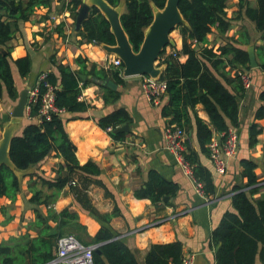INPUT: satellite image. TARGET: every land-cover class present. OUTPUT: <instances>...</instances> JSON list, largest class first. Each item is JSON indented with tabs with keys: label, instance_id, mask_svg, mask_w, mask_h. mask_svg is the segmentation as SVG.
Returning a JSON list of instances; mask_svg holds the SVG:
<instances>
[{
	"label": "crops",
	"instance_id": "crops-1",
	"mask_svg": "<svg viewBox=\"0 0 264 264\" xmlns=\"http://www.w3.org/2000/svg\"><path fill=\"white\" fill-rule=\"evenodd\" d=\"M70 1L72 0H55L51 9L37 8L28 20L18 22V29L7 46L0 47L7 52L10 50L13 59L29 56L32 62L31 71L24 77L15 65L12 66L19 96L17 100H13L7 92L4 93L0 99L4 100V104H0V124L5 127L3 115L12 116L21 93L28 91L36 83L40 73L47 71L60 76L59 65L71 67L80 77V95L89 107L84 112L66 113L68 120L65 127L76 146L78 161L81 164L93 161L101 168V173L93 177L100 180L104 187L96 184L93 177L88 178L80 173H73L72 181L63 188L49 185L48 181L68 176L64 159L52 152L40 163L25 170L21 189L15 200L6 197L0 199V243L26 233L37 235L38 229L34 222L37 219L35 209H38V204L30 199L33 194L39 193V200L43 201L39 209L43 214L49 209L57 212L56 219H51L49 223L54 227L66 223L64 234H74L84 244L93 243L100 228L107 226L114 234L120 233L123 242L135 253L139 264H146V255L153 243L176 240L183 244L184 257L194 256L195 264H218L219 246L212 244L211 234L220 224L224 213L234 209L232 196L236 187L247 183V178L242 176V160L255 161L258 164L255 172L264 181V118H256V111L262 105L260 93L264 90V69L260 66H232L226 60L225 69L217 72L225 86L239 97V124L230 127H236L239 132L240 148L237 156L230 160L225 174H219L209 155L201 153L194 112L191 111L193 120L191 128L186 130L187 145L200 152L202 163L213 175L216 194L208 198L199 194L194 178L178 157L164 148V130L168 119L162 115V107L169 103L167 92L154 104L142 86L143 76H126L124 66L121 82L116 81L110 73L106 78L94 76L91 72L94 66L97 70L111 72L116 68L112 61L120 57L104 48L107 43L87 41L79 33L82 28H76L77 18H74L65 5ZM85 1L82 0L83 3ZM248 1L252 6L257 5V0ZM238 2L239 0H229L226 8L228 17L233 18L231 29L225 34L215 30L209 37V45L218 47L232 42L246 50L253 45L259 64L261 59L256 47L264 46L263 32L258 31L255 23L244 14L238 15ZM114 7L122 15L126 12V0H121ZM61 23L62 26L58 28ZM178 30L177 36H171L175 45H169L158 61L157 66L163 70L166 65L162 61L174 53V48H183V37L180 29ZM79 57L82 62H79ZM187 58L185 54L179 57L181 62H185ZM82 66H86V69L82 70ZM223 71L224 74L221 73ZM239 71L251 75L250 88L242 90L243 82ZM114 94L117 95L116 98H113ZM105 96L109 98L108 102L104 100ZM120 109H124L130 116V121L122 124L128 125L129 129L120 132L124 135L116 140L98 125L97 120ZM195 111L212 126L202 103L196 105ZM31 121L40 123L38 120ZM29 122L24 118L15 135L21 134ZM253 123H257L263 131L258 137V143L251 147L249 138ZM215 137L223 139V134L217 133ZM151 170H157L166 179L178 184L179 190L169 202L153 204L149 198L136 196V190L145 185ZM106 189L112 193L113 198L106 195ZM262 194L264 186L250 197L257 199ZM115 203L121 214L113 217L110 224L93 212L111 213ZM64 210L74 216L59 215ZM71 223L74 228L67 229ZM255 264H262L259 258Z\"/></svg>",
	"mask_w": 264,
	"mask_h": 264
},
{
	"label": "trees",
	"instance_id": "trees-1",
	"mask_svg": "<svg viewBox=\"0 0 264 264\" xmlns=\"http://www.w3.org/2000/svg\"><path fill=\"white\" fill-rule=\"evenodd\" d=\"M54 1L0 0V47L7 46L12 40L20 20H28L37 8L51 9ZM107 1L112 6H117L121 0ZM228 1H180L179 8L188 22V24L177 27L183 37V48L182 50L174 48V53L162 61L166 67L160 75L161 80L167 81L169 96V103L162 107V115L168 119V125L176 124L187 130L192 126L191 111H193L200 151L208 155L210 154L209 144L215 139L216 134H224L230 125L238 126L239 124V97L225 86L217 72L225 69L226 60L232 66L251 68L246 49L237 47L232 42L218 47L209 45L211 42L209 37L215 30L220 34H225L231 29L233 18L227 15ZM166 2L167 0H126V12L121 15V21L135 52L140 50L146 30L153 22L154 6L162 9ZM65 5L71 10L74 18H77L78 9L81 8L83 2L72 0ZM238 5V15L244 14L252 20L257 30L263 32L262 37H264V0H257L256 6H252L248 0H239ZM61 26L62 23L58 28ZM81 28L79 33L87 41L115 44L110 22L97 6L91 8L89 16L82 21ZM256 48L261 59L259 66L264 69V46ZM181 54L188 56L185 62L180 61ZM81 59V57L78 58L79 62H82ZM13 65L24 77L31 71L32 62L29 56L13 59L10 50L7 52L0 48V99L3 98L5 92L13 100L18 99L19 93L12 71ZM123 66L122 63L121 66L113 68L111 72L105 69L97 70L94 66L91 72L99 78H106L110 73L116 81L121 82ZM58 69L60 76L49 73L50 81L59 85L56 91L58 106L64 107L66 113L86 111L89 105L79 99L81 94L79 75L64 64L59 65ZM84 69L86 66H82V70ZM221 73L224 74V71ZM242 90H246L244 85H242ZM116 96L114 94L113 98ZM260 99L262 105L256 111L258 119L264 118V90L260 93ZM104 100L108 102L109 98L105 96ZM198 103L204 105L212 126L197 115L195 108ZM36 112L35 109L33 114L35 115ZM66 113L53 115L51 120H44L41 123L30 121L21 134L12 138L10 144V157L20 170H26L40 163L52 152L62 157L68 176H59L55 178V181H48L49 185L57 188H63L70 183L73 173H80L88 178L101 173V168L96 162L88 161L81 164L78 161L76 146L65 127L68 120L65 117ZM129 121L128 113L120 109L99 118L97 123L114 139L119 140L124 134L116 132V129ZM109 127L112 130L109 131ZM262 131V127L257 123L252 124L249 138L251 147L258 143V137ZM184 155L192 166L194 179L203 185L204 196L210 198L215 195L216 185L213 175L202 163L200 152L187 145ZM241 165L243 167L242 176L247 178V183L236 187L232 196L234 209L224 213L220 224L211 234L212 244L219 246L218 264H255L257 258L264 264V194L257 199L250 197L264 186V181H261L255 172L258 167L255 161L244 159ZM94 182L104 187L100 180L95 179ZM20 189V177L9 166L3 164L0 167V199L6 197L15 200ZM178 190L177 183L166 179L157 170H151L148 181L142 188L136 190L135 194L138 198H149L153 204H158L169 202V199L176 196ZM106 195L113 198L112 193L107 189ZM40 196L39 193L33 194L30 199L38 204V209H35L37 219L34 222L35 228L38 229L37 235L32 236L26 233L0 243V264H27L28 260L31 264H51L54 259L58 238L66 235L64 234L66 223L55 227L49 223L51 219H56L57 212L49 209L44 215L39 209L43 203L39 200ZM93 212L108 224L111 223L113 217L121 214L117 203L111 213H99L96 210ZM59 215L74 216L68 210L62 211ZM69 225L67 229L74 228L73 223ZM115 234L107 226L100 228L93 238L94 242L91 243L98 244L97 249L100 250V252L95 250L93 264H139L135 253L123 242L120 233ZM183 258L181 241L153 243L147 252L145 263L182 264Z\"/></svg>",
	"mask_w": 264,
	"mask_h": 264
},
{
	"label": "built area",
	"instance_id": "built-area-1",
	"mask_svg": "<svg viewBox=\"0 0 264 264\" xmlns=\"http://www.w3.org/2000/svg\"><path fill=\"white\" fill-rule=\"evenodd\" d=\"M113 65L119 67L123 61L116 58L112 61ZM243 85L246 89L252 85V77L248 72L239 71ZM142 86L151 102L157 104L161 97L167 92V81L160 78H152L149 75H143ZM58 85L52 83L49 79V72L44 71L39 74L36 83L29 88L27 103L25 106V118L28 121L38 120L40 123L44 120H51L53 115L66 113L64 107L58 106L56 102V91ZM82 99V95L79 96ZM36 114H33L34 110ZM108 130H112L111 127ZM187 132L184 128L169 124L164 130V148L174 153L180 163L190 171L193 176V170L190 163L185 158L187 148ZM209 157L219 174H225L231 159H234L240 148V135L236 127H229L224 132L223 139L216 138L209 144ZM195 180V179H194ZM196 182V180H195ZM75 184V182H72ZM197 190L200 195H204L203 185L197 183ZM98 244H84L74 234H66L58 238L55 257L51 264H93L94 252ZM182 264H195L194 256L189 255L183 258Z\"/></svg>",
	"mask_w": 264,
	"mask_h": 264
},
{
	"label": "water",
	"instance_id": "water-1",
	"mask_svg": "<svg viewBox=\"0 0 264 264\" xmlns=\"http://www.w3.org/2000/svg\"><path fill=\"white\" fill-rule=\"evenodd\" d=\"M181 0H167L164 8L158 9L154 6L155 13L153 22L146 30L145 38L140 50L135 52L129 40L128 34L121 21V15L117 8L112 6L107 0H86L76 19V28L80 29L82 21L89 16L93 6H97L110 22L111 31L115 36V44L104 45V48L119 56L124 64V74L126 76L149 75L152 78H159L163 68L158 67V61L169 45H175L171 34L179 25L188 24L184 18L179 3ZM250 65L253 68L259 66L255 47L248 46ZM112 85V83H110ZM28 91L24 90L13 109L12 116L3 115L6 123L3 131V137L0 141V167L5 164L9 166L22 179L25 170H20L13 163L10 157V144L15 136V131L20 127L25 118V106L27 103ZM129 129L128 125L117 129L118 132H124ZM220 138V137H219ZM166 200L168 198L166 197ZM219 247H217L218 250ZM100 252L99 249H97ZM28 264H31L28 261Z\"/></svg>",
	"mask_w": 264,
	"mask_h": 264
},
{
	"label": "rangeland",
	"instance_id": "rangeland-1",
	"mask_svg": "<svg viewBox=\"0 0 264 264\" xmlns=\"http://www.w3.org/2000/svg\"><path fill=\"white\" fill-rule=\"evenodd\" d=\"M252 2H254V0H252ZM177 33H179V30L178 29H176V31H174L172 34H171V36L172 37H175V36H177ZM263 40V39H262ZM171 47V46H170ZM167 49L169 48V46H167L166 47ZM255 53H256V50H255ZM257 56V55H256ZM0 104L2 105V104H4V100H1L0 101ZM3 131H4V126L2 127V125L0 124V141H1V139H2V137H3Z\"/></svg>",
	"mask_w": 264,
	"mask_h": 264
}]
</instances>
